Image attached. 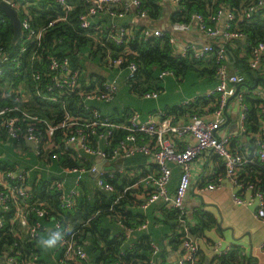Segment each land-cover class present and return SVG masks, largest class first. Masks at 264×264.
Returning a JSON list of instances; mask_svg holds the SVG:
<instances>
[{
	"label": "built area",
	"instance_id": "built-area-1",
	"mask_svg": "<svg viewBox=\"0 0 264 264\" xmlns=\"http://www.w3.org/2000/svg\"><path fill=\"white\" fill-rule=\"evenodd\" d=\"M180 1L171 0L176 7ZM1 2L16 11L21 34L15 42L12 41L13 34L8 44L0 41V145L17 153L22 147L33 153L37 160L32 167L15 165L13 168L0 170V232L6 226L4 215L12 213L9 223L13 229L9 230L20 234L21 241L24 236L26 238L17 249L12 247L10 251L4 252L6 264L87 262V254L77 239V230L57 245L60 257L55 263L41 262L35 246L28 248L29 253L22 249L25 244L40 239L42 232L46 230L44 220L47 218L52 220L50 231L58 225L63 226L59 216L51 215L42 202L33 200V176L37 182L43 176L51 180L50 187L58 192V201L63 209H72L75 205L85 175L94 176L100 190H115L111 183L115 173L105 168L99 169V161L90 163V157H96L106 164L138 154L153 158L156 172L141 180L152 188L141 202V208L146 209L157 201L172 204L175 208L181 223L182 250V256L176 264H198L200 257L198 241L190 233V225L186 223L188 212L185 205L192 180L191 167L196 160H208L217 156L224 164V172L216 175L212 182L203 185L200 190L219 189L227 182L232 188V200L236 205L252 208L256 217L264 218V187L260 186L262 180L253 182L242 176L246 169L264 168V97L255 86H243L246 80L244 73L230 70L227 51L228 44L234 39H243L249 44L246 34L233 24L249 20L264 6V0L247 7L239 18L229 11L223 29L216 25L222 11L211 17V24L202 15L195 14L192 17L193 24L174 23L168 27L170 32L181 33L189 31L195 25L207 40L202 44L189 43L182 49L175 50L177 57L197 61H206L212 57L217 65L216 85L206 93L209 98H216L214 108L208 115L194 114L185 121H176L174 117L161 111L149 114L145 120L141 119L137 111H132L127 119L117 121L91 105L93 102L114 101L118 94L116 78L91 76L93 72L88 66L94 63L91 60L93 52L99 51V61L105 62L107 69L126 70V84L138 71V65L128 59L130 54H135L128 45L135 27L121 24L118 20L131 11L147 20L141 0H124L119 8L113 5L119 0H0ZM54 8L55 14L47 22L38 21L42 10L52 11ZM76 11L79 33L90 39L87 44L88 53L82 55L78 47L73 46V51L67 50L61 55L56 51L61 39L46 41V35L57 24L68 23L70 14ZM8 23L12 27L8 16L0 11V25L7 26ZM142 27L144 40L163 36L166 30L154 29L148 25ZM170 42L176 47L174 35L170 37ZM248 46L247 66L251 71H258L264 67V42ZM114 48L120 50L115 51ZM72 57L76 65L71 61ZM84 58L85 64L82 63ZM172 74L170 71H162L159 78L164 79ZM141 96L145 99L157 98L158 92ZM251 97L262 99L256 132L249 131L247 126V100ZM230 98L240 108L238 129L222 136L218 134V130L227 122ZM71 101L75 109L69 106ZM43 111H48L49 116L42 115ZM85 111L88 114L81 116ZM120 133V138L114 142ZM28 143H32L33 147H28ZM62 161H77L80 166L65 167L61 164ZM172 164L181 168L174 193L168 190ZM71 174H74L73 185L67 189L68 175ZM126 191L127 189L124 192ZM123 195L120 194L116 201ZM31 214L35 215L34 219L30 218ZM117 218L118 223L123 224L122 217ZM146 224L147 220H144L132 228L139 229ZM132 228L127 229L126 237H129ZM150 248L151 257L143 264H156L155 257L159 255L161 248L154 241H150ZM212 249L215 259L213 264H222L220 257L232 251L231 247H220L218 243ZM261 251L264 253V243Z\"/></svg>",
	"mask_w": 264,
	"mask_h": 264
},
{
	"label": "trees",
	"instance_id": "trees-1",
	"mask_svg": "<svg viewBox=\"0 0 264 264\" xmlns=\"http://www.w3.org/2000/svg\"><path fill=\"white\" fill-rule=\"evenodd\" d=\"M122 5L124 0H119ZM259 0H181L177 9H174L170 12L169 15V26L174 23H185V24H193V15L200 14L204 17L208 24H211V17L217 16L223 9H226L233 12L237 18L240 17V14L252 4H256ZM142 9L147 13V16L153 22L160 20L163 15V8L159 4V0H141ZM119 8V7H118ZM56 8L52 11L42 10L38 16V21L40 23L47 22L52 15L55 14ZM76 12H72L69 16L68 23H59L54 28L50 30V32L46 35V41H58L61 39V44L56 47L57 53L63 55L67 50H72L75 47H78V51L84 55L88 53L87 44H89L90 39L81 35L79 32V23L76 20ZM237 20V19H236ZM233 26H237L238 29L246 34L248 38V43L246 46V54L245 57H240L237 53H233L236 62L240 64L243 68V71L248 74L249 78H253V71H251L247 66V58L249 56V46L255 45L259 42H264V6L259 9L249 20L246 21H236ZM135 29L132 33V38L128 43L130 49L135 54H130L128 57L129 60L134 61L138 65V71L136 75L131 78L127 82V85L133 91L135 86L139 84H144V90L141 92L143 95L151 92H160L161 88L158 86H154L155 84L150 82L155 79L158 81H162L163 79L159 78V74L162 71H170L175 76H179L183 79L184 76L197 72L198 75H209L210 77L215 75L216 72V63L214 58L210 61H197L193 59H187L182 57H177L175 54L176 47L170 42V37L173 36L169 30L164 31L163 36H157L148 38L144 40L141 34L142 26L134 25ZM13 30L9 25L3 26L0 25V41L5 44L9 43V38L12 36ZM235 42V41H234ZM233 42V43H234ZM74 46V48H73ZM115 51L120 50L114 48ZM92 54V62H98L99 65L103 64L105 66V62L101 63L99 60V51H95ZM88 58V57H87ZM71 61L74 62V57H72ZM92 64V63H91ZM203 68H201V66ZM74 65L76 63L74 62ZM80 66H83L79 62ZM198 65V66H197ZM205 65H208L205 67ZM106 67V66H105ZM107 68V67H106ZM154 72L156 75L154 76ZM96 75L99 78H102L101 74L92 73L91 76ZM155 80V81H156ZM216 85V84H215ZM154 86V87H153ZM198 99V98H197ZM201 100L207 102L208 100H213V108L216 103V98H209L208 96L200 97ZM70 101V100H69ZM202 104H205V103ZM249 104V113H248V129L249 131L256 132L258 130V118H259V106L262 102V99L259 97H251L247 100ZM197 104V103H196ZM195 105V104H194ZM69 106L72 109H75L74 103L71 101ZM193 103L189 106H173L165 110L166 115H171L175 118L176 121H179L181 117L184 115H191ZM127 112V111H124ZM123 112V113H124ZM44 116H49L48 111L41 112ZM88 112L85 111L81 116L87 115ZM190 116V117H191ZM116 120V119H115ZM121 133L117 134L114 142L120 138ZM0 148H4L0 145ZM65 167H78L80 163L77 161H67L61 162ZM13 162L8 159L2 157L0 154V170L6 168H13ZM243 177H246L247 180L257 182L258 179H261L260 183L261 187H264V168L255 167L252 169H246L243 172ZM51 180L47 179L45 176L41 177L38 182L36 181L35 176L31 178V186H32V194L33 200H37L42 202L45 205L46 209L50 211L51 215L59 216L63 225L71 224L73 227V231L77 230V239L80 244L83 246L84 250L91 256L93 251H98L99 258L98 261L104 260L102 264H111L114 262H124L125 264H143L146 260L151 257V248H150V240L149 236L144 235L139 238L136 242L133 243L132 248H128L123 246V240L121 237L118 238H110L109 232L107 229H104L101 226V218L104 215H110L111 217H119L121 216L123 222L127 226H136L140 223L144 222V218H141L135 224L130 225V218L134 216L131 212L125 211L123 208L124 200L123 198L127 196L125 193L124 197H121L116 201V198L119 196L113 191L112 193H108L102 190H96L91 198L87 197H78L75 205L72 209H63L60 206L58 201V192L50 187ZM111 183L115 185L117 189V181L115 179L111 180ZM129 195V194H128ZM116 201V202H115ZM6 226L3 231L0 232V261L4 260V252L10 251L13 247L17 249L22 245L23 242L26 241L25 236L20 239V234L13 233L9 229H13L10 227L9 219L12 217V213H6L5 215ZM168 216L169 220H171V227L175 228L178 224V215L176 210L172 211ZM125 217V219H124ZM31 219L35 218L34 214L30 215ZM50 219V218H47ZM195 224L190 226L189 230L193 236H201L205 230L210 229L215 226L216 220L215 218L206 213L200 211L198 214H195ZM128 221V224L126 223ZM100 224V225H99ZM44 225L46 226V220H44ZM15 228V227H14ZM178 229V227H177ZM45 231L42 232L40 238L44 234ZM90 233V234H89ZM99 234L100 238H96L95 234ZM89 234V235H88ZM123 236V235H122ZM83 238H90V245H85L83 242ZM125 238V237H124ZM100 241L104 243V247L101 248ZM17 243V246L15 244ZM38 241L33 243L25 244L23 252H28L29 247H36V252L40 258V261L45 263L46 261L42 260L40 251L37 248ZM123 253V255L121 254ZM244 260L243 256L240 253L238 248L233 249L229 254L223 256L221 258L222 264H244L242 262ZM87 263V262H85ZM83 263V264H85ZM97 264H100L97 263ZM161 264H166L165 261ZM245 264H247L245 262Z\"/></svg>",
	"mask_w": 264,
	"mask_h": 264
},
{
	"label": "crops",
	"instance_id": "crops-1",
	"mask_svg": "<svg viewBox=\"0 0 264 264\" xmlns=\"http://www.w3.org/2000/svg\"><path fill=\"white\" fill-rule=\"evenodd\" d=\"M159 4L163 8V15L160 20L153 22L149 18L141 19L134 11L129 12L124 18L119 19L118 22L128 26L148 25L154 29L167 30L169 27V15L174 9H177L171 2V0H159ZM115 7H121L120 1L113 4ZM228 10L223 9L219 19L216 21V25L219 29H223L225 25L226 15ZM176 40V50L182 49L186 44L197 43L202 44L207 40L203 37L195 27L192 25L191 29L186 32L173 33ZM235 41V42H234ZM234 42V43H233ZM247 43L243 39H234L227 46V51L229 55V67L232 72L244 73L246 80L244 83L250 87L255 85H261L264 88V67L258 71H253V78L250 79L248 74L243 71V68L238 62L232 60L233 53H237L240 57H244L246 54ZM212 60V57L206 61ZM203 78L207 79V86L204 94H194L191 97H184L182 101L178 103L177 106L185 105L186 101H189V106L193 103L192 115L198 114L200 116L208 115L213 109V100L210 99L204 102L200 97L207 96L206 93L212 89L216 84L215 75L208 79L209 75H201ZM260 79V80H258ZM161 92V91H160ZM160 92H158L157 98L149 99H159ZM261 95L264 94L259 90ZM198 98V99H197ZM230 102L227 108V122L218 130L219 135H228L234 133L238 129L239 122V112L240 108L237 103L230 98ZM205 104H202V103ZM197 103V104H196ZM195 104V105H194ZM173 107V106H172ZM98 108V107H97ZM161 112L165 113L166 109H162L161 105L157 107ZM104 114L102 109L99 108ZM135 110L129 112H118L117 117L111 114H107L117 121L127 119L128 115ZM158 110H152L146 113L144 116L138 111L142 120H145L149 114L157 112ZM112 113V112H111ZM191 115H184L179 119V121H185L190 118ZM8 148V147H7ZM31 148V147H30ZM19 154H25L20 151ZM92 160V161H91ZM98 162L96 157H90V163ZM102 168L113 171L115 173V179L117 181V186L115 187V193L118 195L127 193V196L123 195V208L125 211L134 214L130 218V225L137 223L144 218L147 220V224L139 229L132 228V226H127L124 222L123 224L118 223V218L116 216L111 217L110 215H104L101 218V226L107 229L109 232V237L118 238L121 237L123 240V246L128 248L133 247V243L139 240L141 236L148 235L150 241L156 242L161 251L159 255L155 257L156 264H161L165 261L166 264H176L182 256V250L180 247V224L179 220L176 229L171 227V220L168 216L175 208L172 204H167L163 201H157L148 206L146 209L141 208V202L147 195L151 192V187H148L145 182L141 180L149 175L156 172V164L152 157L145 155H135L127 159H118L113 162L101 161ZM172 176L168 185V190L170 193H174L178 181L181 175V168L176 165H171ZM224 172V164L221 159L217 156H212L208 160L198 159L195 161L191 167L192 180L191 186L188 194L185 198V205L187 208L188 215L186 217L187 225L193 226L195 224V214L200 211L206 212L212 215L216 224L214 227L207 229L201 236L196 237L199 247H200V257L198 264H213L215 259L213 258V245L218 243L220 247H231V249L240 250L247 264H264V253L261 251V247L264 243V218L259 219L255 216V210L252 208H247L244 206L236 205L232 200V188L229 183H224L219 189L215 190H200L203 185L208 182H212L213 178ZM74 176L68 175L67 189L71 188L73 185ZM94 185V188L90 190L89 186ZM115 186V185H114ZM151 186V185H149ZM125 189H127L126 192ZM96 190H100L95 181V177L92 175H85L81 182V192L79 197L91 198ZM112 193V192H108ZM129 194V195H128ZM79 199V198H78ZM49 211V210H48ZM50 211H53L51 209ZM49 211V212H50ZM125 219V217H124ZM112 223H115V227H112ZM128 224V221H126ZM100 225V224H99ZM52 220L46 219V232L42 236H45L51 229ZM128 228H132L129 237H126ZM90 234V233H89ZM88 234V235H89ZM123 235V236H122ZM96 238H100L99 234H95ZM125 237V238H124ZM119 239V238H118ZM90 238H83L85 245H90ZM101 248L104 247V243L100 241ZM37 248L40 251L42 260L46 262L55 263L60 257V251L58 246L52 249H44L37 243ZM86 252V250H85ZM87 254V263L85 264H97L100 262L102 264L104 260L98 261L99 253L98 251H93L91 256ZM229 254V253H228ZM225 256V255H223ZM222 256V257H223ZM220 257V261L221 258ZM0 264H6L5 259L0 261Z\"/></svg>",
	"mask_w": 264,
	"mask_h": 264
},
{
	"label": "rangeland",
	"instance_id": "rangeland-1",
	"mask_svg": "<svg viewBox=\"0 0 264 264\" xmlns=\"http://www.w3.org/2000/svg\"><path fill=\"white\" fill-rule=\"evenodd\" d=\"M83 64L86 63L84 58ZM201 66V64H199ZM198 66V65H197ZM208 65H205L207 67ZM90 70L95 74H101L104 77H110L111 79L116 78L118 83V94L114 98V101L109 103L104 102H93L91 105L103 108L102 110L111 114L114 117H117L118 112L124 111H139L144 116L146 113L152 110L161 111L159 104L162 109H168L172 106H177L184 97H191L194 94H204L205 88L207 86V77L203 78L198 75L197 72H192L182 78L175 75H167L162 81L155 79L151 80L154 86L161 88L160 98L159 99H145L141 95V92L144 90V84H139L135 86V89L132 91L131 88L125 83L127 76L126 70L121 69H107L103 64L99 65L98 62L92 63L88 66ZM201 68H203L201 66ZM156 73L154 72V76ZM156 80V81H155ZM207 83V84H206ZM153 86V87H154ZM112 112V113H111ZM20 151L25 154H19L11 148H0V154L4 158H8L13 162V165H18L19 167H32L36 163V157L33 153L27 152L22 147ZM74 176V174H71ZM90 190L94 188V185L89 186ZM115 223H112V227H115Z\"/></svg>",
	"mask_w": 264,
	"mask_h": 264
},
{
	"label": "clouds",
	"instance_id": "clouds-1",
	"mask_svg": "<svg viewBox=\"0 0 264 264\" xmlns=\"http://www.w3.org/2000/svg\"><path fill=\"white\" fill-rule=\"evenodd\" d=\"M73 232L71 224L63 226L58 225L54 230L49 231L45 236L38 240V244L44 249L55 248L58 244L62 243L64 238Z\"/></svg>",
	"mask_w": 264,
	"mask_h": 264
},
{
	"label": "water",
	"instance_id": "water-1",
	"mask_svg": "<svg viewBox=\"0 0 264 264\" xmlns=\"http://www.w3.org/2000/svg\"><path fill=\"white\" fill-rule=\"evenodd\" d=\"M0 11L4 12L8 16L9 21L12 24L13 32H14L12 41L15 42L19 38V36L21 34V25H20L17 13H16V11L11 9L7 4H5L3 2L0 3ZM258 80H260V79H258ZM243 86L244 87H248V85L246 83H243ZM255 87L264 94V88L261 85H255ZM249 88H250V86H249ZM27 146L28 147H33V144L32 143H28ZM98 161H99L98 168L101 169L102 168V163H101L100 159H98Z\"/></svg>",
	"mask_w": 264,
	"mask_h": 264
}]
</instances>
